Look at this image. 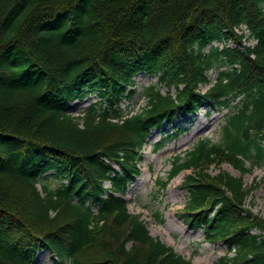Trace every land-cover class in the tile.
<instances>
[{"label":"trees","instance_id":"trees-1","mask_svg":"<svg viewBox=\"0 0 264 264\" xmlns=\"http://www.w3.org/2000/svg\"><path fill=\"white\" fill-rule=\"evenodd\" d=\"M229 40L239 46L211 44ZM139 73L176 94L150 85L125 113ZM93 92L83 114L68 110ZM205 101L232 110L221 141L175 157L170 177L191 171L183 214L227 246L216 264H264V217L244 207L264 183L244 180L264 166V0H0V264H35L43 249L52 264H192L124 196L151 130Z\"/></svg>","mask_w":264,"mask_h":264},{"label":"rangeland","instance_id":"rangeland-1","mask_svg":"<svg viewBox=\"0 0 264 264\" xmlns=\"http://www.w3.org/2000/svg\"><path fill=\"white\" fill-rule=\"evenodd\" d=\"M242 29L246 34H249L245 25ZM246 43L253 44L255 41L247 39ZM216 45L219 44L216 43ZM228 45L235 46L236 43L230 41ZM216 75V69L207 73L212 83L215 81ZM157 83L158 78L156 76H149L144 73L138 74L135 77V92L132 97L126 98L121 103L122 109L126 113L140 110L146 104V98L143 96L145 89ZM210 85L211 83L201 85L200 90L206 91ZM159 86H161L163 92L170 90L173 94L176 93L174 87L169 88L161 84ZM98 99L96 93H89L83 99L72 102L68 110L72 113L81 112L90 103ZM228 110L230 111V108H220L216 102L206 101L195 114L178 117L174 122H165L162 127L153 129L148 136L149 143L144 148V159L141 162L143 180L141 181L140 176L131 185L127 194L129 210L134 214H141V218L146 222L150 233L172 246L178 254L191 260L192 264H216L218 258L227 252V247L222 242H206L203 231L191 228L182 215V208L188 200L183 181L190 171H182L165 188L160 185V181L167 179L176 154L186 152L199 139L204 137H208L214 142L221 140V125ZM173 132L178 134L169 137L168 134ZM158 142H163L164 145L157 150L153 149ZM221 169L234 175L239 174L229 164L222 165ZM218 172V167H212L210 170L212 175ZM263 174V168H257L253 174H246L244 180L246 184L251 185L255 181H259ZM49 182L50 186L57 185V182L52 178ZM108 185L106 183V186ZM244 207L254 215L264 217V183L257 186L245 201ZM96 209L97 206H94V210ZM157 212L160 213V219H163V221L158 219ZM230 255H233V253ZM36 264H52L48 250H41L37 253Z\"/></svg>","mask_w":264,"mask_h":264},{"label":"bare ground","instance_id":"bare-ground-1","mask_svg":"<svg viewBox=\"0 0 264 264\" xmlns=\"http://www.w3.org/2000/svg\"><path fill=\"white\" fill-rule=\"evenodd\" d=\"M140 179H141V181L143 180L142 176L140 177ZM175 229H177V228L175 227Z\"/></svg>","mask_w":264,"mask_h":264}]
</instances>
